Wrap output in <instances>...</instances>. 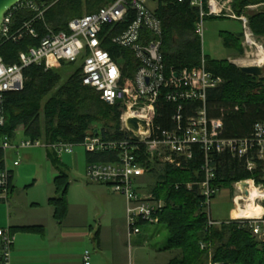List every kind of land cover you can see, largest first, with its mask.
I'll return each instance as SVG.
<instances>
[{"label": "built area", "instance_id": "obj_1", "mask_svg": "<svg viewBox=\"0 0 264 264\" xmlns=\"http://www.w3.org/2000/svg\"><path fill=\"white\" fill-rule=\"evenodd\" d=\"M232 1L191 0L190 4L198 8L196 33L202 36L203 21L207 16H228L241 21L243 45L263 48L257 45L248 18L234 13ZM48 5V2L20 0L3 15L0 43L16 42L26 36L38 42L20 51L14 63H6L0 57V127L5 123V94L23 87V71L27 66L38 64L51 69L61 62H77L82 84L94 88L103 102L116 105L120 110L119 130L122 134L118 138L106 139L96 129L95 134L88 133L80 143L29 138L16 145L5 136L0 140V148L4 151L3 166L0 168L1 201L7 202L11 188L12 170L7 164V150L17 153L22 148L42 145L60 157L63 152H73V146L81 145L86 152L110 151L114 154L113 161L88 163L86 176L90 181L107 185L113 193L125 199L128 237L140 233L141 223H158L159 212L165 206L162 197L140 183V177L149 173L144 168L146 163L157 158L172 167L184 168L193 159L194 148L203 155V179L198 188L200 206L207 215L208 226L220 223L212 218L210 212L211 201L220 190L213 185L218 169L216 154L227 152L242 161L247 170L256 172L255 178L243 180L247 182V190L250 185L257 187L259 194L255 200L262 203L264 120L254 123L249 136L228 138L221 135V120L207 116L206 95L207 89L217 86L222 79L207 69L203 55L200 68L191 72L178 73L173 67L165 65L161 52L162 24L156 15V8H151L147 0H112L93 12L70 19L67 29L55 30L45 20ZM18 13L22 15L15 20ZM125 19L129 21L128 25L115 34L114 28ZM106 43L126 48L132 53L134 70L131 75L127 74L129 65H126L124 56L123 63H119L116 56L105 48ZM162 93L166 101L178 104L172 116L176 122L172 130L161 129L154 123L156 104ZM185 102H196L199 106L194 114L183 119L180 110ZM131 117L143 120L145 127L138 123L136 131L129 129L126 121ZM139 156H142L141 160ZM17 165L18 161L14 160L12 166ZM240 181L233 183L238 192L234 197L235 203L237 197H241L240 202H245ZM240 219L249 220L251 232L264 241V211L259 216ZM14 242L15 233L11 227L0 226V264H12ZM89 258V251L84 250L83 264H90Z\"/></svg>", "mask_w": 264, "mask_h": 264}, {"label": "trees", "instance_id": "obj_2", "mask_svg": "<svg viewBox=\"0 0 264 264\" xmlns=\"http://www.w3.org/2000/svg\"><path fill=\"white\" fill-rule=\"evenodd\" d=\"M111 1L52 0L48 2L45 20L55 30L67 29L70 19L93 12ZM153 1L157 3L155 12L162 24L161 52L165 65L173 67L178 73L191 72L200 68L203 55L207 69L222 79L220 84L207 89V116L221 120V135L224 137L249 136L254 123L264 120V73L261 76L248 75L228 59H213L204 55L201 37L196 33L198 8L190 4L191 0ZM260 3L264 0H233L232 8L237 15H241L247 11V6ZM21 15H15V20ZM212 17L224 16L209 15L206 18ZM128 23L125 19L114 28V33ZM248 25L254 35L264 37V6L248 14ZM221 35L225 46L234 47L238 53L243 52L242 32L238 35L223 32ZM37 42V39L26 36L16 42L0 43V57L6 63H14L20 51ZM105 48L113 56L119 51L123 53L126 65H129L126 72L131 75L134 70L132 53L112 43H106ZM66 64L69 63L61 62L51 69L31 64L24 69L23 87L5 94V123L0 127V140L5 136L13 140L18 126L23 127V134L30 139L46 142L80 143L88 133L95 134L96 129L106 139L118 138L122 134L118 107L106 104L94 88L82 84L79 67L63 78L61 68ZM198 106L196 102L183 103L180 110L183 119L194 114ZM177 108L178 104L166 101L162 93L156 104L155 125L165 130L175 128L172 116ZM46 156L61 170L62 162L58 156L48 149ZM202 156L194 148V157L184 168L164 164L159 171L156 161L150 160L144 167L150 175L156 176L149 189L165 201L164 208L159 212V222L164 223L169 231L163 250L179 251L165 264H207V261L209 264H264V241L252 235L249 220L226 219L208 226L207 215L200 206L198 188L203 179ZM3 157L4 151L0 148V168ZM141 159L142 156H139ZM85 160L88 163L113 161L114 154L110 151H85ZM215 162L218 169L213 185L219 188L231 187L235 181L257 176L255 171L247 170L242 161L227 152L216 154ZM54 183L57 194L49 199V203L54 208V217L60 221L67 209L66 175L60 171ZM19 228L32 231L36 227ZM202 243L206 245L204 249L200 247ZM210 247L213 248L212 253L208 251Z\"/></svg>", "mask_w": 264, "mask_h": 264}, {"label": "crops", "instance_id": "obj_3", "mask_svg": "<svg viewBox=\"0 0 264 264\" xmlns=\"http://www.w3.org/2000/svg\"><path fill=\"white\" fill-rule=\"evenodd\" d=\"M156 6L157 3L154 8ZM235 51L233 47L232 55ZM234 58L235 56L228 60L232 61ZM17 130L23 132V127L18 126ZM67 154H73V152ZM72 159L76 164L78 157L75 153ZM84 164L85 168L80 171L77 166L67 169L73 174L72 180L78 183L76 188L70 187L72 180H68V172L64 171L66 165L62 163L60 170L52 164L58 170L57 175L60 171L66 175L68 183L67 209L62 220L57 221L54 217V208L49 203V199L57 193L49 196L45 204L38 201L29 203L28 215L20 216L14 222L10 223L8 213L7 221L10 223L8 225L15 233L12 264H83L84 250L89 251L90 264H134V250H138V244L133 249L129 241L133 236L138 241H141V238L138 234L130 237L127 235L125 199L113 193L107 185L87 178L88 162L85 160V154ZM145 174L140 177V183L149 189V184L143 183ZM53 184L54 192H56L55 183ZM13 188L11 183L9 193L13 191ZM233 191L236 196L238 192L234 187ZM233 203L235 206L234 198ZM233 209H231L230 218L238 217V215L246 216L242 209L239 211L237 198L234 216ZM24 226L36 228L32 231L20 230L19 227Z\"/></svg>", "mask_w": 264, "mask_h": 264}, {"label": "rangeland", "instance_id": "obj_4", "mask_svg": "<svg viewBox=\"0 0 264 264\" xmlns=\"http://www.w3.org/2000/svg\"><path fill=\"white\" fill-rule=\"evenodd\" d=\"M147 4L151 8H154L156 1L153 2V0H147ZM263 6L264 3L249 5L247 6V11L242 14L248 18V14L250 12L257 11ZM240 31H242V24L239 19L228 16L205 18L203 21V34L201 36L202 53L213 59H230L235 56L231 62L237 66L256 64L258 59L256 53L260 51L264 54V37H258L254 35L257 45H262L263 48H257L255 45L245 46L242 43V33L241 46L243 48V52L238 53L235 51L233 52L234 56L232 55V47H227L223 44V37L221 33L232 32L233 34H237ZM115 56L119 63H123L122 57L124 55L121 51H119V53ZM78 65L79 63L77 62L64 65L61 68L63 78L70 74L76 67H78ZM258 65H264V63ZM26 139H29V137L24 135L21 130H17L12 142L14 145H16L21 140ZM74 153L78 157L76 164L75 162L73 163L72 159V155ZM73 154H67L63 152L60 154L59 158L60 161L66 165L65 169L64 167L62 168L64 171L68 172V180H72L73 174L70 170L67 171V169L77 166L78 170L80 171L85 168V149L81 145H75L73 146ZM6 155L7 164L12 170L11 183L13 184L14 188L13 191L9 193L7 202L0 200V226H6L11 222H14L16 218L28 215V204L33 201H38L45 204L47 198L56 193L54 192L53 183L54 178L58 174V170L54 168L51 161L46 156V149L42 145L22 148L17 150V153L14 150H7ZM14 160L18 161V165L15 167L12 166V162ZM154 161H156V168H158L159 171H162L164 163H162V161L157 158H155ZM78 176L79 175H77V177ZM144 180L145 181L143 183L151 185L155 182L156 176L153 174H145ZM77 184V182L72 180L70 187L76 188ZM234 197L235 193L233 191V184L231 187H221L210 204L212 218L219 220L220 222L222 220H226L230 218L232 208H234L232 212V215L234 216L236 207V203L235 206L233 203ZM254 202H256L255 204L259 206L263 205L261 202L256 200H254ZM244 203L245 202L241 201L240 206L244 205ZM263 211L264 210L262 209L261 214ZM8 213L10 215V223L7 221ZM238 218L245 217H237L236 219ZM139 226L141 231L138 235L139 238H141V241L136 240L134 236L129 241V244L133 249L138 244V250H134V264H165L168 262V260L179 254L178 250H163L169 239V231L164 223H141ZM252 235L254 234L252 233ZM254 236L258 240H261L258 236ZM200 247L204 249L206 245L204 244L203 247ZM212 249L213 248L210 247L208 251L212 253ZM209 263L210 262L207 261V264Z\"/></svg>", "mask_w": 264, "mask_h": 264}, {"label": "water", "instance_id": "obj_5", "mask_svg": "<svg viewBox=\"0 0 264 264\" xmlns=\"http://www.w3.org/2000/svg\"><path fill=\"white\" fill-rule=\"evenodd\" d=\"M18 1L20 0H0V26H1L5 11ZM36 1L37 3H41V2H50L52 0H36ZM238 68L241 72L248 74V75L261 76L264 73V65H258V64L238 65ZM138 123L141 124L143 128L145 127V122L135 117L128 118L126 121L128 128L133 131L137 130ZM246 185H247V182L245 180L240 181V187L245 196L249 194L248 190L246 189ZM262 204L264 205V200L262 201Z\"/></svg>", "mask_w": 264, "mask_h": 264}, {"label": "bare ground", "instance_id": "obj_6", "mask_svg": "<svg viewBox=\"0 0 264 264\" xmlns=\"http://www.w3.org/2000/svg\"><path fill=\"white\" fill-rule=\"evenodd\" d=\"M256 56L258 57L256 64H263L264 63L263 52L259 51L258 53H256ZM248 190H249V194L244 198L245 199L244 205L240 206L241 197H237V203L239 205V211H240V209H242L244 214H246V216L238 215V217H255V216L261 214V212H262L263 206L262 205L259 206V205L255 204L256 202H254L255 198L259 194V190L257 189V187L252 186V185H250L248 187ZM252 214H257V215H252Z\"/></svg>", "mask_w": 264, "mask_h": 264}]
</instances>
